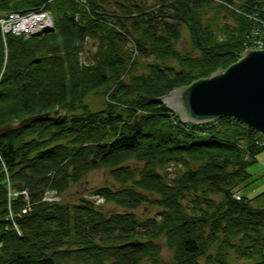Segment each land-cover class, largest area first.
Segmentation results:
<instances>
[{"label":"trees","instance_id":"trees-1","mask_svg":"<svg viewBox=\"0 0 264 264\" xmlns=\"http://www.w3.org/2000/svg\"><path fill=\"white\" fill-rule=\"evenodd\" d=\"M40 8L52 31L0 33V264H264V207L238 194L263 136L229 116L184 122L157 102L235 62L261 33L264 0H0V12ZM204 10L234 25L220 38ZM182 25L195 53L175 49ZM97 89L105 102L90 109ZM170 165L183 170L167 180ZM100 167L119 187L92 194L123 211L46 200Z\"/></svg>","mask_w":264,"mask_h":264},{"label":"water","instance_id":"water-1","mask_svg":"<svg viewBox=\"0 0 264 264\" xmlns=\"http://www.w3.org/2000/svg\"><path fill=\"white\" fill-rule=\"evenodd\" d=\"M157 102L178 113L184 122L202 123L229 116L264 137V49L246 48L226 68L174 88ZM46 117L47 113H43L32 119Z\"/></svg>","mask_w":264,"mask_h":264},{"label":"rangeland","instance_id":"rangeland-1","mask_svg":"<svg viewBox=\"0 0 264 264\" xmlns=\"http://www.w3.org/2000/svg\"><path fill=\"white\" fill-rule=\"evenodd\" d=\"M147 1L151 2L153 0H147ZM49 16L52 21V17L50 14ZM200 21L204 25H207L208 23L211 24V27L214 29L216 36L220 38L224 36V32L220 30L218 27L223 26V25H228L231 27L234 25V22L230 18V16L225 14V12L223 11L215 12L214 10H204L202 14L200 15ZM260 30H261V33L259 31L257 35L259 37L257 38L259 41L257 42L250 41L249 45H246V47H244L242 51H244L246 48L247 49H264V38H263L264 28H261ZM38 33H46V32L42 30V31L36 32L35 34H38ZM6 36L7 35H5V37ZM23 36L28 37L29 35L24 34ZM174 46H175V49L178 51V53L182 55L194 52L191 49L190 42H189L188 29L185 25L181 26L179 38L175 42ZM90 49H92V44L88 42L85 46V50L89 51ZM240 55L238 56V58L240 57ZM152 58H153L152 56L136 57V60L138 61L136 62L132 73L137 74V73L144 72L146 69L144 65L145 61L152 60ZM169 62L172 63L174 66L177 65V61L175 59H170ZM84 101L86 102V104L88 105L90 109L91 108L98 109L101 106H103L105 102V98L101 92V89H97L95 91L92 90L88 92V94H86V96L84 97ZM129 165L135 166V163L133 161H129ZM165 169H166L165 171L164 170L162 171V174L168 180L175 173L181 172L183 170V167L180 165H177V166L170 165L168 168H165ZM247 171L251 174V177L244 184H242V186L239 188L240 192H238V194L250 198V201L254 206L264 207V202L259 199L261 196L257 199H255V197L252 198L255 194L257 193L259 194V192L264 190V149L257 154V160L250 163L247 166ZM101 186H107L112 189L119 187V185L116 182H114L112 177L109 175L108 170L105 169L104 167H100V168L88 171L78 183L73 184L71 187H69L62 195H60V197L50 196V194L48 193L46 195L47 197L46 200H58L59 198H61V201L70 202V201H77L79 198L84 197V198H88V199L95 201L96 205H98V207L104 212L123 211V208L116 206L114 203L109 202V201L103 202L101 198L92 194L93 189L97 187H101ZM262 198L264 199V195ZM149 210H153V209L150 208V205L148 203H144L143 205L141 204L134 211L139 215L145 216ZM159 243L161 246V257L163 260L167 261L170 257V251L165 246L163 240H160ZM240 261H237L234 259L232 261V264H241Z\"/></svg>","mask_w":264,"mask_h":264},{"label":"built area","instance_id":"built-area-1","mask_svg":"<svg viewBox=\"0 0 264 264\" xmlns=\"http://www.w3.org/2000/svg\"><path fill=\"white\" fill-rule=\"evenodd\" d=\"M53 27L47 10L42 8L27 11H8L0 12V33L2 41H5V35H33L38 31H44L45 28ZM264 28V26H262ZM259 31L253 32L252 41H259ZM257 36V37H255ZM238 198V195H235Z\"/></svg>","mask_w":264,"mask_h":264},{"label":"bare ground","instance_id":"bare-ground-1","mask_svg":"<svg viewBox=\"0 0 264 264\" xmlns=\"http://www.w3.org/2000/svg\"><path fill=\"white\" fill-rule=\"evenodd\" d=\"M49 13V12H48ZM243 52V51H242ZM264 138V137H263ZM238 198H239V196H238Z\"/></svg>","mask_w":264,"mask_h":264},{"label":"crops","instance_id":"crops-1","mask_svg":"<svg viewBox=\"0 0 264 264\" xmlns=\"http://www.w3.org/2000/svg\"><path fill=\"white\" fill-rule=\"evenodd\" d=\"M258 194V193H257ZM256 195V194H255Z\"/></svg>","mask_w":264,"mask_h":264}]
</instances>
